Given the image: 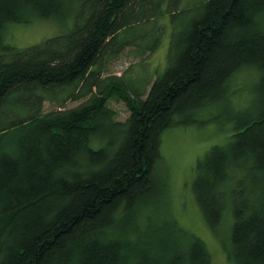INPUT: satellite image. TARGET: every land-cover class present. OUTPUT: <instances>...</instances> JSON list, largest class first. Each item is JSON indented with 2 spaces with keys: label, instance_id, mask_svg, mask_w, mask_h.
Wrapping results in <instances>:
<instances>
[{
  "label": "trees",
  "instance_id": "16d2710c",
  "mask_svg": "<svg viewBox=\"0 0 264 264\" xmlns=\"http://www.w3.org/2000/svg\"><path fill=\"white\" fill-rule=\"evenodd\" d=\"M71 14L64 34L8 42L11 23ZM166 17L162 74L141 84L106 73L128 45L156 51ZM245 68L256 96L235 106ZM226 104L233 132L198 159L192 187L215 233L231 208L229 262L264 264V0H0V264H212L168 215L158 172L162 134Z\"/></svg>",
  "mask_w": 264,
  "mask_h": 264
},
{
  "label": "rangeland",
  "instance_id": "374dc122",
  "mask_svg": "<svg viewBox=\"0 0 264 264\" xmlns=\"http://www.w3.org/2000/svg\"><path fill=\"white\" fill-rule=\"evenodd\" d=\"M167 24L163 40L156 51L144 52L141 46L128 45L116 58L107 60L106 73L122 75L126 79H136L139 83H149L162 74L168 64L170 44V27L168 18L158 23ZM72 14L64 22L53 18H36L28 23H11L6 28L9 44L18 48L29 47L45 39L66 33L72 28ZM166 26V25H165ZM148 44L150 40H143ZM143 44V42H137ZM257 72L245 68L232 79L235 106H248L255 98L253 90L257 80ZM69 99L62 108H73L85 101ZM248 103H250L248 105ZM58 102L45 101L43 111L48 112L57 107ZM110 108L118 121L127 119L129 112L123 102L111 100ZM203 124L177 126L162 134L161 154L158 176H166L167 192L164 205L167 213L183 228L194 233L207 245L212 256V264H231L227 251L231 243L233 216L231 208L225 210L223 221L215 233L208 225L193 191L194 168L200 157L213 145H224L233 132L229 123V104L215 108L211 113L201 115Z\"/></svg>",
  "mask_w": 264,
  "mask_h": 264
},
{
  "label": "bare ground",
  "instance_id": "6f19581e",
  "mask_svg": "<svg viewBox=\"0 0 264 264\" xmlns=\"http://www.w3.org/2000/svg\"><path fill=\"white\" fill-rule=\"evenodd\" d=\"M225 146V145H224Z\"/></svg>",
  "mask_w": 264,
  "mask_h": 264
}]
</instances>
